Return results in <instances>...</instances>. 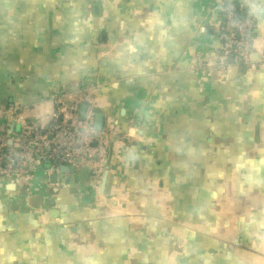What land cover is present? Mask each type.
I'll return each instance as SVG.
<instances>
[{
    "label": "crops",
    "instance_id": "obj_1",
    "mask_svg": "<svg viewBox=\"0 0 264 264\" xmlns=\"http://www.w3.org/2000/svg\"><path fill=\"white\" fill-rule=\"evenodd\" d=\"M208 1L91 0L109 33L73 77L58 75L62 22L43 44L31 33L41 15L22 14L31 47L24 67L0 70V109L47 123V96L85 90L117 136L99 189L87 168L31 194L24 180L0 184V264H264V70L192 72L199 55L216 61L202 24L222 0ZM244 2L264 50V0Z\"/></svg>",
    "mask_w": 264,
    "mask_h": 264
},
{
    "label": "built area",
    "instance_id": "obj_2",
    "mask_svg": "<svg viewBox=\"0 0 264 264\" xmlns=\"http://www.w3.org/2000/svg\"><path fill=\"white\" fill-rule=\"evenodd\" d=\"M238 1L226 0L216 11L212 26L218 42L216 61L210 63L199 55L192 72H217L228 77L240 69L264 70V50L256 48L260 25L245 3L241 12ZM46 103L53 105L47 123L40 118L27 120L28 109L19 105L0 109V184L24 180L31 194L38 188L37 180H49L61 168H87L91 182L99 189L111 155V140L117 134L96 130V111L85 90L47 96ZM84 104L88 110L82 120L80 108Z\"/></svg>",
    "mask_w": 264,
    "mask_h": 264
},
{
    "label": "trees",
    "instance_id": "obj_3",
    "mask_svg": "<svg viewBox=\"0 0 264 264\" xmlns=\"http://www.w3.org/2000/svg\"><path fill=\"white\" fill-rule=\"evenodd\" d=\"M42 1L46 0L36 2L34 0H0V70L19 63L21 67H24L31 45L24 34L26 28L23 27L21 16L22 14L39 13L41 18L37 20V25L32 27L33 31L31 33L33 35L37 34L39 41L43 44L49 38L54 41V35L58 33L60 27L59 23L62 22L63 32H60L61 38H56V42L61 41L60 45L62 47L59 53L61 71L58 75L60 77L65 75L73 77L76 71H78V74L79 71H84V67L89 60L96 59V50H90L101 44L102 35L109 32H100L102 31V17L97 20V15L92 9H89L88 3L91 0H47L53 6L51 12L47 8L45 9L46 12L42 10L33 12L34 4L42 5ZM97 1L102 2L103 0ZM225 1L222 0L219 4H217V1L213 2L209 8V16L216 20V11L220 9V5ZM244 3V0L238 1L239 8H241L240 6L243 7L241 12L244 11L245 7L242 5ZM27 18L30 19L32 16L29 15ZM88 23L91 25L90 32L84 35L86 32L84 26ZM94 24L95 26H93ZM202 26L203 29L214 31L215 34V30L209 24L206 25L204 22ZM78 29L81 30L77 32ZM76 52L78 54H74ZM80 56H82L81 59ZM240 70L246 71L245 69ZM19 71L20 68L17 69L13 82ZM47 71L51 72L52 68H48ZM83 78L92 79L93 77L85 74ZM54 87L56 91H59V87ZM13 88L14 86L10 84L8 89L12 92Z\"/></svg>",
    "mask_w": 264,
    "mask_h": 264
},
{
    "label": "water",
    "instance_id": "obj_4",
    "mask_svg": "<svg viewBox=\"0 0 264 264\" xmlns=\"http://www.w3.org/2000/svg\"><path fill=\"white\" fill-rule=\"evenodd\" d=\"M88 110V105H82L80 108V114H81V119L84 120L85 119V115L86 112ZM95 128L98 132H102L105 129V114L103 113H97L96 117H95ZM111 163V157L108 160L107 165H109ZM88 170H83L82 174L85 173L87 174ZM107 179L108 176H104V180H103V185H104V189L107 185Z\"/></svg>",
    "mask_w": 264,
    "mask_h": 264
},
{
    "label": "rangeland",
    "instance_id": "obj_5",
    "mask_svg": "<svg viewBox=\"0 0 264 264\" xmlns=\"http://www.w3.org/2000/svg\"><path fill=\"white\" fill-rule=\"evenodd\" d=\"M207 1H208V0H207ZM207 3H210V1H208ZM214 21H215V20H214ZM208 24H209L210 26H212L213 23H212V22H209ZM214 24H215V22H214ZM214 24H213V25H214ZM206 25H207V24H206ZM207 31H208V30H207ZM212 32H214V31H212ZM215 36H216V35H215ZM0 189H1V188H0Z\"/></svg>",
    "mask_w": 264,
    "mask_h": 264
},
{
    "label": "flooded vegetation",
    "instance_id": "obj_6",
    "mask_svg": "<svg viewBox=\"0 0 264 264\" xmlns=\"http://www.w3.org/2000/svg\"><path fill=\"white\" fill-rule=\"evenodd\" d=\"M26 184V183H25Z\"/></svg>",
    "mask_w": 264,
    "mask_h": 264
}]
</instances>
